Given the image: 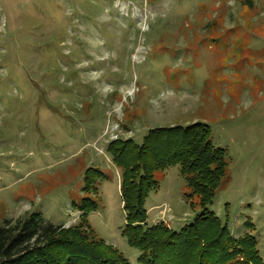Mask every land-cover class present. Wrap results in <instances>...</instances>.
Listing matches in <instances>:
<instances>
[{
    "label": "rangeland",
    "instance_id": "rangeland-1",
    "mask_svg": "<svg viewBox=\"0 0 264 264\" xmlns=\"http://www.w3.org/2000/svg\"><path fill=\"white\" fill-rule=\"evenodd\" d=\"M197 122L225 149L209 209L264 264V0H0V225L85 222L139 264L109 146ZM155 177L148 225L204 212L179 164Z\"/></svg>",
    "mask_w": 264,
    "mask_h": 264
},
{
    "label": "trees",
    "instance_id": "trees-1",
    "mask_svg": "<svg viewBox=\"0 0 264 264\" xmlns=\"http://www.w3.org/2000/svg\"><path fill=\"white\" fill-rule=\"evenodd\" d=\"M244 1L253 6V0ZM108 150L113 153L114 162L123 167V235L140 250L139 264H263L252 247L255 238L232 236L228 223H221L209 209L225 155L223 147L214 145L209 125L197 122L191 126L154 128L141 144L118 139ZM175 164L180 165L194 194L204 203V212L179 231L163 222L148 225L145 207L149 193L160 185L155 173ZM87 173V189L94 188L97 178L105 177L97 167ZM76 207L86 218L98 205L83 199ZM92 233L85 222L66 228L39 213L15 221L5 219L0 225V264H131L104 239H87ZM111 253L118 254L116 259L111 258Z\"/></svg>",
    "mask_w": 264,
    "mask_h": 264
}]
</instances>
